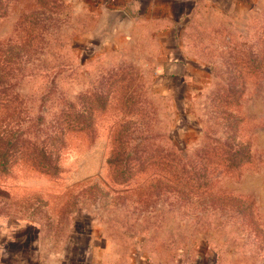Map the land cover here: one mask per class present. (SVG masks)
<instances>
[{
  "label": "rangeland",
  "instance_id": "obj_1",
  "mask_svg": "<svg viewBox=\"0 0 264 264\" xmlns=\"http://www.w3.org/2000/svg\"><path fill=\"white\" fill-rule=\"evenodd\" d=\"M209 4L170 65L169 34L116 32L104 0H0L2 232L44 258L77 236L90 264H264V0Z\"/></svg>",
  "mask_w": 264,
  "mask_h": 264
},
{
  "label": "crops",
  "instance_id": "obj_2",
  "mask_svg": "<svg viewBox=\"0 0 264 264\" xmlns=\"http://www.w3.org/2000/svg\"><path fill=\"white\" fill-rule=\"evenodd\" d=\"M219 1L234 6L239 0H104L103 9L107 13L122 10L127 14V23L113 26L116 32L132 33L134 27L144 24L154 26L160 33L169 34V46L174 49L173 52L168 51L167 58L170 65H178L184 58L182 53L175 52V46L170 42L177 41V33L202 7ZM28 236V233L13 230L2 232L0 227V264H90L87 259H80L81 256H88V253L85 249L81 251L77 236L69 237L65 247L52 258H44L49 255V250L41 247L36 249V244L33 245Z\"/></svg>",
  "mask_w": 264,
  "mask_h": 264
},
{
  "label": "water",
  "instance_id": "obj_3",
  "mask_svg": "<svg viewBox=\"0 0 264 264\" xmlns=\"http://www.w3.org/2000/svg\"><path fill=\"white\" fill-rule=\"evenodd\" d=\"M107 21H108V25L110 26H114L118 23L124 24L128 22V16L122 10L109 11L107 14Z\"/></svg>",
  "mask_w": 264,
  "mask_h": 264
},
{
  "label": "trees",
  "instance_id": "obj_4",
  "mask_svg": "<svg viewBox=\"0 0 264 264\" xmlns=\"http://www.w3.org/2000/svg\"><path fill=\"white\" fill-rule=\"evenodd\" d=\"M52 166V165H51ZM47 167V169L49 170V171H52V172H54V171H56L57 170V167H55V166H52V167Z\"/></svg>",
  "mask_w": 264,
  "mask_h": 264
}]
</instances>
